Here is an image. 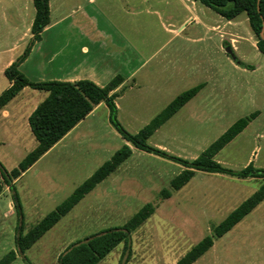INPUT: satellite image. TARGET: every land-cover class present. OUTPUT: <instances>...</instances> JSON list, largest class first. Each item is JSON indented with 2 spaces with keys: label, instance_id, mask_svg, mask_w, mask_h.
Segmentation results:
<instances>
[{
  "label": "rangeland",
  "instance_id": "1",
  "mask_svg": "<svg viewBox=\"0 0 264 264\" xmlns=\"http://www.w3.org/2000/svg\"><path fill=\"white\" fill-rule=\"evenodd\" d=\"M87 6L86 0H54L52 21L62 20L73 7H82L85 14H100ZM185 14L177 0H166L160 7V17L134 16L132 67L138 69L136 81L140 88L127 87L120 92L119 123L128 133L137 135L180 95L204 85L192 101L155 131L148 145L170 156L194 161L235 123L256 114L249 127L214 160L236 172L251 164L264 170V55L257 49L247 16L243 14L233 22L231 35L226 36L219 23L216 26L220 29L215 30L211 41L196 44L190 40L198 38L194 26H189L181 38L169 33L172 28L180 30ZM35 15L32 0H0V97L9 89L3 66L11 56L19 58L26 51ZM204 15L205 22L218 18L211 9ZM78 19L74 13L58 29L81 28ZM107 21L101 14L96 21L101 26L100 32L105 34L106 49L112 47L107 41L108 33L114 30L113 24H104ZM22 38L27 40L24 42ZM88 40L76 44L77 48L93 42V38ZM230 47L235 58L254 70H242L226 53ZM23 73L27 74L24 69ZM31 75L27 74L32 78ZM29 91L37 93L38 99L17 96L9 105L12 118L6 122L0 119V164L9 173L38 148L30 128L22 129L21 116L30 104L42 102L48 94ZM126 144L110 125L109 110L103 108L55 152L17 179L15 185L24 206V234L55 211ZM184 171L178 163L134 149L132 157L27 251L25 257L31 264H59L60 255L73 243L123 227L151 204L155 213L132 234V254L124 262L177 264L201 241L212 237L215 228L264 186L262 179L242 180L194 171L189 183L175 191L172 181ZM0 184L4 187L0 195L1 261L16 251L20 223L12 194L1 177ZM164 190L171 193V198H163ZM123 253L124 246L120 245L100 264H121ZM13 264L26 262L18 256ZM194 264H264V200L229 234L215 240L208 253Z\"/></svg>",
  "mask_w": 264,
  "mask_h": 264
},
{
  "label": "trees",
  "instance_id": "2",
  "mask_svg": "<svg viewBox=\"0 0 264 264\" xmlns=\"http://www.w3.org/2000/svg\"><path fill=\"white\" fill-rule=\"evenodd\" d=\"M203 6L211 9L229 22L235 21L245 14L249 26L256 37L258 51L264 55V0H195ZM50 0H33L36 15L32 24L30 41L24 54L7 69L6 78L11 87L0 97V112L6 108L25 88L45 92L47 99L35 110L29 118V126L35 137L38 148L29 154L20 164L19 168L9 173L0 164V177L13 196L14 208L19 220L15 247L16 251L10 252L0 264H13L18 256L24 258L26 264H31L25 257L27 251L57 226L63 218L68 216L87 196H89L100 184L110 177L122 164L132 157L133 150L155 155L178 163L186 169L172 181L175 191L186 186L192 178L194 171L209 174H222L238 179L256 178L264 180V170L255 169L252 165L242 171H233L225 168L214 160L220 151L233 142L242 134L251 122L252 117L239 120L235 123L208 151L194 161H186L148 145L149 139L155 131L173 118L202 90V86L193 88L180 95L172 102L165 111L150 125L137 135L128 133L117 119L118 108L116 96H111L109 91L118 88L122 79H115L108 89H103L90 81L77 83L66 82H43L34 83L27 79L21 72V65L27 60L33 47L41 41V35L50 24ZM237 60V59H236ZM243 66V65H242ZM101 104H105L110 111V125L127 143L118 150L113 158L99 168L93 176L81 185L67 200L57 209L46 216L28 234H24L23 206L15 186V181L33 167L44 155L62 141L81 122ZM4 187L0 184V195ZM164 199L171 198L168 190L162 192ZM264 200V186L260 191L244 202L232 212L217 228L212 237H207L195 246L177 264H194L214 246L215 240H220L239 225L250 213ZM155 213V207L151 204L145 206L128 223L119 228H111L96 235L90 236L83 241L70 245L59 257V264H100L120 245L124 246V257L121 264H125L131 257L132 234L144 225ZM124 259L126 261L124 262Z\"/></svg>",
  "mask_w": 264,
  "mask_h": 264
},
{
  "label": "crops",
  "instance_id": "3",
  "mask_svg": "<svg viewBox=\"0 0 264 264\" xmlns=\"http://www.w3.org/2000/svg\"><path fill=\"white\" fill-rule=\"evenodd\" d=\"M177 1H178V7L183 9L184 13L186 14L183 21L180 24V30L178 31L173 30L174 28H172V30H169V33H172L174 37L181 38V36H183V34L186 33V30L189 26H194L195 29L197 30L198 38L196 40L194 39H190V40L196 44L198 43L206 44L209 41H211L213 36H215V30L218 28L220 29L219 26H216L219 23L222 24V28H224L223 30L225 32V35L226 36L231 35L232 33L231 27L234 25L233 23L234 21L229 22L216 13L218 15V18H216V20L208 21L209 20L208 19L205 22L203 18L205 17L204 13L207 14V11L210 10L209 8L203 6L199 2H196L195 0H177ZM86 3L88 4L87 7L92 8L91 9L92 11L99 12L101 14V17L108 18L109 21L107 22L109 23L106 22L104 24H111V25L113 24L114 30L112 31V33L111 32L108 33L109 37L107 41V42H111L112 47L106 49L103 45L105 34L103 36V33L100 32L101 26L96 22L97 19H99L100 14H92V13L85 14L86 12L83 11L82 7H73L72 10L70 11L71 13L69 12L67 14L68 16L62 18V20L52 21L54 0H50V4H49L50 24L46 27V29L42 33L41 41L33 47L29 57L21 65L20 72L27 79H29L31 82L34 83H43V82L77 83L80 81H90L103 89H108L111 83L115 79L120 77L122 79L121 85L118 88L109 91V94L111 96L113 95L116 96L115 102L117 108H119L117 104V99L121 95L120 92L125 91L127 87H130L131 90L137 87L140 88L139 84L136 81V77L138 76L137 74L138 69L134 70V66L132 67V65L134 64L133 56L135 52L134 51L135 44L134 41H132V35H134V30H135L134 20H133L134 16L140 14H146L148 17L151 16L160 17V7L166 4V0H116L113 3L103 2V0H86ZM32 4H33V0H32ZM109 11H113V14H109ZM74 13L75 15L78 14L79 16L78 21L80 23H78V25L81 24V28L71 27L67 29L66 28L58 29V27H60L62 24L70 21ZM113 15H119V16L113 17ZM211 16L213 17L214 15ZM51 33H55L53 37H51L50 39L49 37L47 39H44L46 38L45 36L47 35L49 36V34ZM30 34L31 36L30 35L27 36V39L30 37L31 38L30 40H32L33 35L32 33ZM76 37H78L79 40H77ZM88 38L89 39L93 38V42L89 44H83L82 46H79L77 48L76 44H81V42L89 41ZM27 39L24 40L22 38L21 40L25 42ZM16 48L18 47L16 46L12 50H15ZM227 49H229L232 52L231 47L226 48V51ZM226 53L230 57L232 56L230 53H228V51ZM17 59L18 57L16 58V56H11L9 58L7 63L4 64L3 66L4 73H6L7 69L10 68ZM233 59L240 68H243L242 70L251 69L249 66H247L246 63H243L238 58L233 57ZM23 69L27 74L31 73L32 78L27 76V74L25 75L23 73ZM11 86L12 85L9 82V88ZM199 86H202V90L205 88L204 85H199ZM30 89L31 88H25L18 96H25L26 98L38 99L39 95L35 92L29 91ZM15 99L12 102H10V104H13ZM45 100H43L40 103L39 101L37 102L36 100L35 102H33V104H30V106L27 108L25 113L23 112L21 116V118L24 119V123L22 122V129L28 127L29 130L30 116ZM9 105L6 106V108H4V110L0 112V119L2 121L6 122L12 118V113ZM103 108H105V110H109L105 104H101L86 118V120L81 122L72 132H70L62 141H60L54 148H52L42 158H45L51 153L55 152V150H57L61 146V144L66 140V138H68L78 127L84 124L87 120L92 118V116H94L98 110ZM109 118H110V111H109ZM258 170H262V169H258ZM248 179H256V178H248ZM248 179H242V180H248ZM12 200H13V196H12Z\"/></svg>",
  "mask_w": 264,
  "mask_h": 264
},
{
  "label": "water",
  "instance_id": "4",
  "mask_svg": "<svg viewBox=\"0 0 264 264\" xmlns=\"http://www.w3.org/2000/svg\"><path fill=\"white\" fill-rule=\"evenodd\" d=\"M227 51H228V53H230L232 55V57H234L232 52L229 49H227Z\"/></svg>",
  "mask_w": 264,
  "mask_h": 264
}]
</instances>
